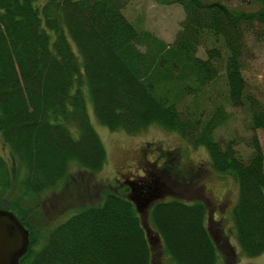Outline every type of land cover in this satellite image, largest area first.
<instances>
[{
  "label": "trees",
  "instance_id": "obj_1",
  "mask_svg": "<svg viewBox=\"0 0 264 264\" xmlns=\"http://www.w3.org/2000/svg\"><path fill=\"white\" fill-rule=\"evenodd\" d=\"M159 2L184 11L171 43L137 29L123 12L125 0H0V137L23 168L19 198L0 203V209L14 213L29 231L19 264H152L145 225L128 197L131 186L75 209L42 241L31 225L37 205L23 200L59 187L72 167L89 174L105 162L85 87L94 117L110 130L136 134L155 124L204 146L212 168L237 180L231 218L241 252L253 257L264 251V154L258 138L251 136V153L242 158L233 139L214 136L225 119L223 105L215 104L203 119L196 101L217 84L223 66L229 105L245 108L250 128L264 130V99L242 75L246 35L260 36L257 30L264 29V0H256L254 11L221 0ZM208 40L213 44L206 46L207 57L199 58L197 49ZM4 162L0 176H6ZM161 168L169 171L170 164ZM206 216L201 200L152 205L148 222L172 264H216Z\"/></svg>",
  "mask_w": 264,
  "mask_h": 264
},
{
  "label": "rangeland",
  "instance_id": "obj_2",
  "mask_svg": "<svg viewBox=\"0 0 264 264\" xmlns=\"http://www.w3.org/2000/svg\"><path fill=\"white\" fill-rule=\"evenodd\" d=\"M125 1L123 12L137 29L149 31L166 43L173 41L184 18V11L179 4H161L159 0ZM221 1L230 8L245 11H254L260 4L256 0ZM257 33L260 36L255 33L246 35L247 54L242 75L248 88L264 99V29L259 28ZM212 44L213 41L208 40L205 46H199L197 56L206 58V46L210 47ZM219 73L217 84L207 90V93L196 96L198 110H204L202 118L205 119L207 114L213 112L215 104H222L225 119L215 127V138L221 141L233 139L238 154L247 159L251 153L249 142L255 134L264 154V130L250 128V116L245 108L229 105L223 66ZM83 92L89 121L105 149V162L101 170L89 174H80L77 167H72L68 178L59 187L45 190L37 199L23 200L30 207L31 204L37 205L33 209L30 222L39 240L42 241L49 230L72 215L75 209L85 204H97L106 191L125 193V186L130 187L128 180H132L131 183L139 192L156 195L140 213L137 210L147 228L153 251L152 264H172L163 252L160 237L148 222L152 205L156 201L171 198L189 203L201 200L206 205L208 216L205 223L216 244V264H264V251L253 257L241 252L231 218L238 198L237 180L230 172L220 174L212 168L204 146L193 145L177 132L164 130L155 124L136 134L110 130L97 122L86 87ZM0 159L6 164V176H0V203L8 204L20 196L23 168H18L15 164L1 137ZM164 162L170 164L169 171L161 168ZM81 177H84V181L79 184ZM146 179L153 184L151 189L144 186L148 183ZM88 185L90 188H87ZM128 193L130 197L131 189Z\"/></svg>",
  "mask_w": 264,
  "mask_h": 264
},
{
  "label": "water",
  "instance_id": "obj_3",
  "mask_svg": "<svg viewBox=\"0 0 264 264\" xmlns=\"http://www.w3.org/2000/svg\"><path fill=\"white\" fill-rule=\"evenodd\" d=\"M131 184L129 199L140 213L142 208L156 198V195L146 193L140 196V192L137 195L138 189ZM145 229L147 231V228ZM28 242L29 231L20 223L16 215L11 211L0 209V264H19V260L27 251Z\"/></svg>",
  "mask_w": 264,
  "mask_h": 264
},
{
  "label": "flooded vegetation",
  "instance_id": "obj_4",
  "mask_svg": "<svg viewBox=\"0 0 264 264\" xmlns=\"http://www.w3.org/2000/svg\"><path fill=\"white\" fill-rule=\"evenodd\" d=\"M146 180H147V179H146ZM149 192H151V191L149 190ZM138 194H139V191H138L137 195H138ZM140 194L144 196L146 193H145V192H144V193H141V192H140ZM141 198H142V197H141Z\"/></svg>",
  "mask_w": 264,
  "mask_h": 264
}]
</instances>
